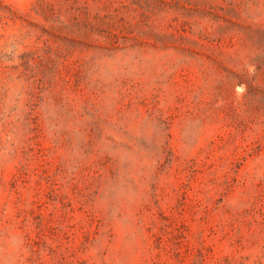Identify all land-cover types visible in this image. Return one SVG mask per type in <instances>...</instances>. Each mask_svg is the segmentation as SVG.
<instances>
[{
	"label": "rangeland",
	"instance_id": "obj_1",
	"mask_svg": "<svg viewBox=\"0 0 264 264\" xmlns=\"http://www.w3.org/2000/svg\"><path fill=\"white\" fill-rule=\"evenodd\" d=\"M0 264H264V0H0Z\"/></svg>",
	"mask_w": 264,
	"mask_h": 264
}]
</instances>
